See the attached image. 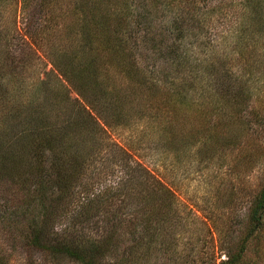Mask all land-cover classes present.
Segmentation results:
<instances>
[{"label":"trees","instance_id":"trees-1","mask_svg":"<svg viewBox=\"0 0 264 264\" xmlns=\"http://www.w3.org/2000/svg\"><path fill=\"white\" fill-rule=\"evenodd\" d=\"M62 1L14 0L9 11L17 15L21 6L27 22L38 18L34 31L37 45L38 42L48 44L46 55H50L59 73L52 83L39 82L33 96L44 92L53 106L63 104L67 123L59 130L58 124L55 127L46 124L47 115L32 120H39L41 125L36 131L39 147L54 149L59 160L65 158L60 155L81 159L72 165L73 171L68 172L71 176L66 182L77 176L79 167L94 159V149L104 147L100 135L106 129L102 125L127 127L131 123H145L161 139V144L167 146L168 152L184 153L197 146L209 151L214 147L224 148L225 144L226 147L236 145L229 131L234 127L246 131L243 115L255 94L261 93L260 84L264 85V0H236L228 4L240 11V21L223 26L211 40L207 36L210 35L208 21L216 10H205L201 6L204 0H68L66 8L59 12ZM9 5L10 0H0V14ZM60 21L63 26L59 36L63 37L51 43ZM11 27V32H17L16 17ZM32 28L27 30L28 35ZM65 34L69 38L65 39ZM32 44L24 47V56L20 58L23 67L15 64L24 73L35 62L34 39ZM9 58L13 64L14 56L9 54ZM232 61L241 65L242 74L236 75ZM6 65L7 62H0V75L5 79L0 85L11 81L16 87L19 83L15 82V74L5 73ZM70 89L78 99H71ZM34 97L27 96L24 102L30 106L40 104ZM14 100L17 99L8 100L9 105H15ZM26 103L21 110L29 109ZM17 109L12 108L9 115L0 111L2 182L5 179L1 171L16 168L24 160L18 148L23 146L28 130L16 133ZM5 116H13L11 123ZM194 118L198 119V126L192 124ZM261 146L252 148L247 159L252 161L253 152ZM41 156L37 154V161L42 160ZM40 164L43 165V160ZM141 180L130 177L121 190L118 188V194L129 195ZM159 184L157 180V189L151 187V196H154L151 203L173 195ZM144 194L142 190L140 195ZM168 205L163 206L167 209L165 215L160 214L161 209L157 213L152 208L151 219L159 223L175 208L173 201ZM5 219V216L0 218V264H7L4 249L11 234ZM144 220L151 223L150 218ZM247 221L237 249L228 253L220 264H264V186L252 201ZM228 230L225 229V237ZM27 237L32 251L45 253L50 258L65 255L93 264V257L100 255L99 250H93L91 257L87 251L70 245L48 242L40 228H32Z\"/></svg>","mask_w":264,"mask_h":264},{"label":"rangeland","instance_id":"rangeland-1","mask_svg":"<svg viewBox=\"0 0 264 264\" xmlns=\"http://www.w3.org/2000/svg\"><path fill=\"white\" fill-rule=\"evenodd\" d=\"M13 1L10 0L7 11L0 14V25L5 26L0 27V62L8 63L4 67L5 73L14 72L15 82L19 85L13 87L11 81L0 85L3 95L0 96L3 101L0 111L8 114L12 108H19L18 119L15 117L16 133L28 130V137L18 148L23 163L1 171L5 181L0 179V218L5 216L11 227L10 239L4 249L7 264H86L65 255L50 258L45 253L32 251L26 240L32 228L43 230L47 241L53 244L70 245L89 255L95 253L93 250H99L100 255L93 257V264H220L224 261L228 253L237 249L248 226L252 201L264 186L263 83L260 84L261 93L255 94L243 115L246 131L238 127L229 131L235 146L227 144L226 147L225 144L224 148L214 147L209 151L197 146L184 153L168 152L167 146L161 144V139L145 123H131L127 127L102 125L106 132L99 135L105 142L104 147L94 149V159L79 167L77 176L66 182L71 176L68 172L73 171L72 165L81 159L60 155L65 158L59 160L54 149L39 147L36 131L41 125L39 120H32L47 115L46 124L54 127L58 124L59 130L67 123V110L63 104L53 106L52 100L44 97V92L33 96L39 82L52 83L59 73L54 69L50 55H46L48 44L38 42L37 45L34 31L39 24L38 18L27 22L21 6L17 15L10 12ZM233 1L236 0H204L202 5L200 3L209 12L216 10L208 21L210 40L215 38L217 31H222L223 26L240 21L237 7H228ZM67 3L68 0L62 1L63 8H59V12ZM14 17L17 32H11ZM61 22H57V36L54 35L51 43L61 41L60 37H63L59 36ZM64 38L69 36L65 34ZM32 39L35 62L29 66L30 71L24 73V69H20L23 67L20 58L24 56V47L33 45ZM9 54L15 58L13 64ZM230 64L236 75L242 74L240 64L235 61ZM3 76L0 75L1 83L5 80ZM26 95L30 99L34 97L40 104L30 106L26 103ZM70 96L72 100L78 99L71 89ZM14 98L17 99L12 101L15 105H9L8 100ZM23 103L28 104L29 109L21 110ZM12 117L5 116V119L11 123ZM198 123V119L192 120V124L198 126ZM89 145L93 147L92 141ZM258 145L262 148L253 152L250 161L247 156ZM37 154L42 155L43 165L40 164L42 160L37 161ZM132 176L142 178L141 182L136 188L131 186L129 195L118 194V188L121 190ZM157 180L161 182V188L170 190L173 195L151 203L154 196L150 190L151 187L157 189ZM142 190H145L144 195H140ZM172 201L175 208L159 223L151 219L152 208L157 213L161 209L160 214L165 215L167 209L163 206L169 207ZM146 218H150L151 223L147 224ZM225 229H229L226 237Z\"/></svg>","mask_w":264,"mask_h":264}]
</instances>
